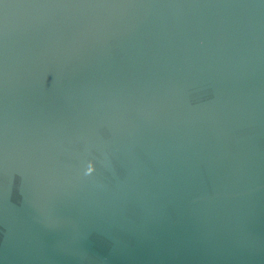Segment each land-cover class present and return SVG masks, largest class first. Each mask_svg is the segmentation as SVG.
<instances>
[{"label": "water", "instance_id": "95a60500", "mask_svg": "<svg viewBox=\"0 0 264 264\" xmlns=\"http://www.w3.org/2000/svg\"><path fill=\"white\" fill-rule=\"evenodd\" d=\"M0 264H264V0H0Z\"/></svg>", "mask_w": 264, "mask_h": 264}, {"label": "clouds", "instance_id": "9594fccd", "mask_svg": "<svg viewBox=\"0 0 264 264\" xmlns=\"http://www.w3.org/2000/svg\"><path fill=\"white\" fill-rule=\"evenodd\" d=\"M93 171V165H89V167L86 170V173H91Z\"/></svg>", "mask_w": 264, "mask_h": 264}]
</instances>
